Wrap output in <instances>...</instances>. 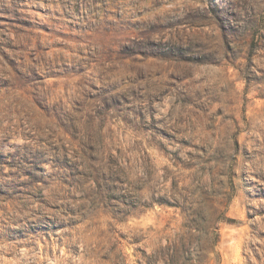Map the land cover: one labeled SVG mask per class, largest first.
I'll use <instances>...</instances> for the list:
<instances>
[{
    "label": "rangeland",
    "instance_id": "374dc122",
    "mask_svg": "<svg viewBox=\"0 0 264 264\" xmlns=\"http://www.w3.org/2000/svg\"><path fill=\"white\" fill-rule=\"evenodd\" d=\"M0 264H264V0H0Z\"/></svg>",
    "mask_w": 264,
    "mask_h": 264
}]
</instances>
